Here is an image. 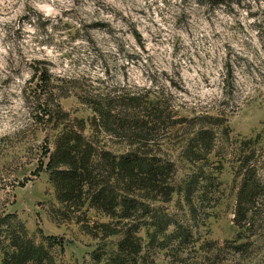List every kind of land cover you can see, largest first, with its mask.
I'll list each match as a JSON object with an SVG mask.
<instances>
[{
	"label": "rangeland",
	"instance_id": "obj_1",
	"mask_svg": "<svg viewBox=\"0 0 264 264\" xmlns=\"http://www.w3.org/2000/svg\"><path fill=\"white\" fill-rule=\"evenodd\" d=\"M33 68L68 91L59 103L72 118L91 115L76 93L131 91L153 103L161 94L182 116H224L233 138L264 133V0H0V215L64 264H94V254L104 263L119 236L101 237L98 225L116 219L87 205L61 214L48 173L34 174L55 131L31 118ZM218 176L224 194L192 243L150 248L143 264H264V221L238 236L229 166Z\"/></svg>",
	"mask_w": 264,
	"mask_h": 264
},
{
	"label": "trees",
	"instance_id": "obj_2",
	"mask_svg": "<svg viewBox=\"0 0 264 264\" xmlns=\"http://www.w3.org/2000/svg\"><path fill=\"white\" fill-rule=\"evenodd\" d=\"M33 74V87L24 90L31 118L55 131L51 147L44 138L47 161L34 174L48 173L61 214L82 213L87 205L116 219L98 225L101 237L119 239L104 263L94 254V264H143L150 248L186 249L192 227L209 218L224 194L218 176L224 165L236 184L238 236L263 226L255 227L264 221L263 132L233 138L224 116H182L161 94L153 103L148 93L131 91L76 93L91 115L72 118L59 103L68 91H56L47 68ZM12 216L0 215V264H64ZM43 238L63 245L56 236Z\"/></svg>",
	"mask_w": 264,
	"mask_h": 264
}]
</instances>
